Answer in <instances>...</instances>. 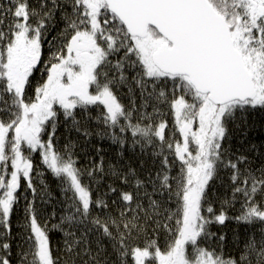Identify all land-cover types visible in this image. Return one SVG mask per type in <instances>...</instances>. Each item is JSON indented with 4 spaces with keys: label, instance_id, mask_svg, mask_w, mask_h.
Returning <instances> with one entry per match:
<instances>
[{
    "label": "snow or ice",
    "instance_id": "1",
    "mask_svg": "<svg viewBox=\"0 0 264 264\" xmlns=\"http://www.w3.org/2000/svg\"><path fill=\"white\" fill-rule=\"evenodd\" d=\"M0 264H264V0H0Z\"/></svg>",
    "mask_w": 264,
    "mask_h": 264
},
{
    "label": "trees",
    "instance_id": "2",
    "mask_svg": "<svg viewBox=\"0 0 264 264\" xmlns=\"http://www.w3.org/2000/svg\"><path fill=\"white\" fill-rule=\"evenodd\" d=\"M61 132H63V129L60 130ZM44 179L46 180V182L48 183V185L53 189V191L56 190L57 188V185H56V182L53 178H51L50 176H46L44 177ZM236 228V224L233 223V222H228L226 223L225 226H223V231H226L229 235V237H231V234H232V230ZM213 230H216L215 228ZM241 233H243L244 231V228L241 227L240 229Z\"/></svg>",
    "mask_w": 264,
    "mask_h": 264
}]
</instances>
